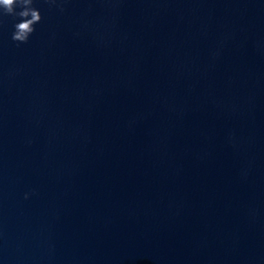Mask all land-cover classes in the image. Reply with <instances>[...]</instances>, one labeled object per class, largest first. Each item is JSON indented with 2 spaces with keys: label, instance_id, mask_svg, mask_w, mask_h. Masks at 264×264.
<instances>
[{
  "label": "clouds",
  "instance_id": "9594fccd",
  "mask_svg": "<svg viewBox=\"0 0 264 264\" xmlns=\"http://www.w3.org/2000/svg\"><path fill=\"white\" fill-rule=\"evenodd\" d=\"M17 8L20 10L17 11ZM0 10V15L19 17L12 34V39L19 43L28 41L35 31L34 26L42 19L40 11L33 7V0H0Z\"/></svg>",
  "mask_w": 264,
  "mask_h": 264
}]
</instances>
